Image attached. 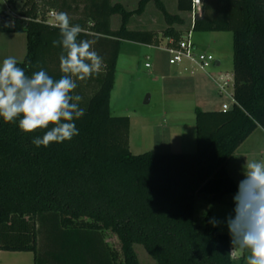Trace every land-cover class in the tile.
I'll return each instance as SVG.
<instances>
[{
	"label": "trees",
	"instance_id": "16d2710c",
	"mask_svg": "<svg viewBox=\"0 0 264 264\" xmlns=\"http://www.w3.org/2000/svg\"><path fill=\"white\" fill-rule=\"evenodd\" d=\"M150 2L165 18L162 34L173 40L167 45L175 46L184 34L175 26L185 18L163 0H139L134 10L113 0H26L11 17L12 32L27 37L26 57L18 62L27 75L38 63L53 78L62 75L61 49L52 45L59 29L48 22L49 12L68 13L82 28L78 40L93 42L103 66L93 75L96 89L80 102L85 115L74 121L79 134L71 140L36 147L32 139L46 129L24 133L18 120L0 118V251L31 252L35 264H141L135 245H142L156 264H236L229 236L212 227L210 214L204 227L195 223V205L200 194L216 201L236 194L227 162L264 130V0H202L203 17L192 21L193 30L233 34V106L195 108L194 153L134 155L131 120L112 115L111 92L122 42H160L155 30L129 28ZM192 6L193 0H177L179 13L191 14ZM115 15L121 16L117 30ZM108 234L118 251L104 240Z\"/></svg>",
	"mask_w": 264,
	"mask_h": 264
},
{
	"label": "rangeland",
	"instance_id": "374dc122",
	"mask_svg": "<svg viewBox=\"0 0 264 264\" xmlns=\"http://www.w3.org/2000/svg\"><path fill=\"white\" fill-rule=\"evenodd\" d=\"M171 14H181L185 18V25L176 28L183 30L184 34L191 31L193 42L198 50L212 54L216 60L222 61L219 68L224 73L233 72V34L232 32H197L194 31L192 15L179 13L170 2L163 0ZM26 0H0V63L9 56H14L18 62H22L27 54V37L25 33L7 31L4 27L5 14H19ZM128 10H134L138 6L137 0L121 1ZM14 13V14H13ZM139 18L133 17L130 29L154 30L159 34L158 45H145L131 41H123L117 65L116 80L111 92V112L113 116H127L131 120L130 151L134 155L147 152L155 154L175 153L170 148H164L167 142L166 127L179 123L183 131L184 144L180 153H194L197 150L195 106L203 109H217L223 104L232 105L233 98L230 89L221 97L215 88L211 91L213 104L205 105L197 100V97L183 88L175 79L178 73V65L170 64L171 54L167 50L168 40L162 34L166 30V22L162 13L154 2H150L146 12L141 17L142 23L153 22L154 29L149 26H136ZM12 22V21H11ZM121 16L112 17V28L119 29ZM149 64L150 67H146ZM215 69V68H213ZM77 94L83 97L84 103L97 87L96 77L91 81H80ZM150 100L146 103L147 96ZM210 107V108H208ZM192 131V134H191ZM170 144V142H169ZM246 160H264V131H255L236 151L227 162L228 168L235 173L239 182L244 178L243 166ZM235 194L224 196L216 201L211 195H197L195 205V223L204 227L206 217L210 214L220 221L215 228L219 233L226 234L231 240L226 220L234 215ZM43 238V236H42ZM39 235L40 254L47 255V248ZM115 250H119L120 244L115 236L108 234L104 237ZM44 244V245H43ZM135 251L141 264H156V261L147 253L142 245H135ZM247 253L239 258H233L236 264H246ZM50 258V257H49ZM52 259H49V261ZM0 264H35L34 254L31 252H7L0 255Z\"/></svg>",
	"mask_w": 264,
	"mask_h": 264
},
{
	"label": "clouds",
	"instance_id": "9594fccd",
	"mask_svg": "<svg viewBox=\"0 0 264 264\" xmlns=\"http://www.w3.org/2000/svg\"><path fill=\"white\" fill-rule=\"evenodd\" d=\"M53 15L59 38L52 45L61 49L62 75L58 79L39 63V70L27 75L14 56L0 63V118L6 123L18 120L24 133L46 129L42 137L32 139L36 147L62 143L79 134L74 121L85 115V109L80 106L83 97L73 94L77 81L98 74L103 66V58L93 50V42L78 40L80 25H73L66 12ZM243 176L233 197L234 215L226 220L232 245L229 254L239 258L247 253L246 264H264V160H246ZM209 222L213 227L220 223L214 218Z\"/></svg>",
	"mask_w": 264,
	"mask_h": 264
},
{
	"label": "crops",
	"instance_id": "0c3cea01",
	"mask_svg": "<svg viewBox=\"0 0 264 264\" xmlns=\"http://www.w3.org/2000/svg\"><path fill=\"white\" fill-rule=\"evenodd\" d=\"M121 1H123V0H113V2H121ZM137 2H139V0H137ZM163 2L165 3V1H163ZM170 2L173 4V6H175L177 8V0H171ZM165 5H166V3H165ZM51 13L52 12H49L47 14L48 22L51 24H55L54 15H52ZM143 15H134L133 16V17L137 16L139 18V20L137 21L138 25H136V26H142V24H144L146 27L150 25L147 28L154 29L153 27H151V26H153L152 24L154 21L148 22L147 23L148 25H146V23H142L141 17ZM186 16H188V14H186ZM133 17H132V19H133ZM3 23H4V25L10 24L11 26H8V27L4 26V27L7 31H12L13 23L11 22V20L9 18ZM167 40H168V42H170V39H167ZM176 65H178L179 70H178V73H177L175 79L178 80L177 82L179 84H181V86L183 88H186L187 90L192 92L197 97V100H199V102H201L202 104H205V105L213 104V98H211L210 95H211V91L214 88H215V90L218 91V94L221 97L227 91V89H230V92H231V95L233 98L234 72H232V74H228V73H224L222 70L220 71L219 68L222 66L221 60H219V59L216 60L214 62V64L207 70H202V69L198 68L197 66H195L190 61H184L183 63L176 64ZM213 68H215V69H213ZM222 76H223V79L221 78ZM222 80L228 82V86H226V88L224 90L221 89ZM233 103H234V99H233ZM233 103H232V105H233ZM196 107H198V106H195V108ZM199 108H201V107H199ZM208 108H210V107H208ZM201 109L203 111H218V110H221L222 107L221 108L218 107L217 109H206V110L203 108H201ZM165 129H166L165 133H167V136H168V138H167L168 144L164 145V148H170V146H171L172 152H175V153L182 152V150H183L182 147L184 144V137H183L184 135H183V131H181V129H180L179 123L172 124L171 126L168 125ZM258 129H261V128H258ZM262 131H264V130L262 129ZM191 134H192V131H191ZM169 142H170V144H169ZM227 168H228V165H227ZM228 170H229L230 175L232 176V178L236 181V183L238 185V181L235 177L236 176L235 173L229 168H228ZM2 252L3 251H0V255L2 254Z\"/></svg>",
	"mask_w": 264,
	"mask_h": 264
},
{
	"label": "built area",
	"instance_id": "2783aa9c",
	"mask_svg": "<svg viewBox=\"0 0 264 264\" xmlns=\"http://www.w3.org/2000/svg\"><path fill=\"white\" fill-rule=\"evenodd\" d=\"M202 0H193L192 6V19L195 22V17L201 15L202 12ZM52 15L54 12L51 13ZM172 43L173 40H170ZM167 50L171 54L170 64H180L184 61H190L195 66L202 70L209 69L216 61L215 57L207 52L199 51L196 44L192 40L191 31L188 34H183L182 39L175 46H168ZM146 67H150L146 64ZM223 79V76L221 77ZM228 86V82L222 80L221 89L224 90ZM233 105L223 104L222 110L226 111L232 108Z\"/></svg>",
	"mask_w": 264,
	"mask_h": 264
},
{
	"label": "water",
	"instance_id": "95a60500",
	"mask_svg": "<svg viewBox=\"0 0 264 264\" xmlns=\"http://www.w3.org/2000/svg\"><path fill=\"white\" fill-rule=\"evenodd\" d=\"M202 17H203V9H202L201 15H200V16L197 15V16L195 17V20H198L199 18H202ZM149 100H150V96L148 95L147 98H146V101H145V102L148 103Z\"/></svg>",
	"mask_w": 264,
	"mask_h": 264
}]
</instances>
